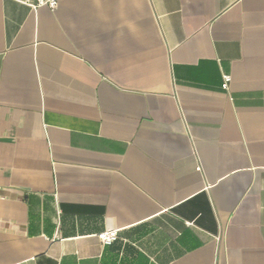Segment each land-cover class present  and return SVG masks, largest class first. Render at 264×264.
Wrapping results in <instances>:
<instances>
[{
  "label": "crops",
  "instance_id": "0c3cea01",
  "mask_svg": "<svg viewBox=\"0 0 264 264\" xmlns=\"http://www.w3.org/2000/svg\"><path fill=\"white\" fill-rule=\"evenodd\" d=\"M55 1L0 0V264H264V0Z\"/></svg>",
  "mask_w": 264,
  "mask_h": 264
},
{
  "label": "built area",
  "instance_id": "2783aa9c",
  "mask_svg": "<svg viewBox=\"0 0 264 264\" xmlns=\"http://www.w3.org/2000/svg\"><path fill=\"white\" fill-rule=\"evenodd\" d=\"M39 5H49L54 8L57 4L55 0H39ZM231 82L230 76H224V84L223 88L228 89L229 83ZM119 238V234L117 230H111L107 232H103L99 234L98 239L103 245H110L114 243Z\"/></svg>",
  "mask_w": 264,
  "mask_h": 264
}]
</instances>
